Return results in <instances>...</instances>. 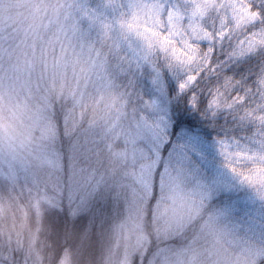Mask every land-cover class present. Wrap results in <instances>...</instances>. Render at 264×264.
<instances>
[{
	"label": "trees",
	"instance_id": "1",
	"mask_svg": "<svg viewBox=\"0 0 264 264\" xmlns=\"http://www.w3.org/2000/svg\"><path fill=\"white\" fill-rule=\"evenodd\" d=\"M109 1L0 0V149L16 146L12 160L0 164V264H264V235L255 256L235 243L239 236L252 239L244 222L249 215H216L235 200L247 207L253 202L249 197L262 190L251 212L264 223L260 159L230 161L250 178L242 194L239 188L203 194L197 208L180 219H171L176 211L166 180L175 144L242 143L254 153L264 142V23L237 29L230 18L222 25L226 10L216 3L240 0H214L208 6L205 22H215L212 39L187 37L201 55L214 49L197 81L202 103L192 108L190 93L180 92L183 71L167 63L160 67L169 92L168 131L151 151L155 165L141 176L137 165L119 154L122 139L114 142L106 131L109 103L94 98L110 82L109 91L127 100L141 88L138 71L123 59L124 49L116 53L111 38L93 35L85 50L81 40L87 22L77 14L88 10L106 17ZM173 1L181 0H160ZM182 1L188 13L193 0ZM248 2L258 6V0ZM241 42L255 44L252 54L231 56ZM99 46L107 61L96 64ZM217 90L223 93L221 106L209 110L206 104ZM145 108L137 106L138 112ZM255 176L262 177L255 183ZM161 208L167 209V219ZM214 220L220 226L214 228ZM221 226L232 227L233 238Z\"/></svg>",
	"mask_w": 264,
	"mask_h": 264
},
{
	"label": "rangeland",
	"instance_id": "2",
	"mask_svg": "<svg viewBox=\"0 0 264 264\" xmlns=\"http://www.w3.org/2000/svg\"><path fill=\"white\" fill-rule=\"evenodd\" d=\"M113 1L110 0L108 2V4L113 7L108 6L106 8V17H103L102 15L98 16L96 14L91 16L88 10H85L82 14H77L78 17L84 16L81 19V23L87 22V27L85 29L82 24L83 29L80 30L82 33L81 40L85 45V50L91 47L89 40H91L90 38L93 35L102 36L103 39L111 38L114 42L113 48L116 49V53H118L117 51H122V49H124V53L122 54L123 59L126 60V63L129 66L132 64L133 68L138 71L136 75L141 80V88L137 91L135 90V95H129L127 100H123L124 95L121 98H118L116 94L112 93L113 89L111 88L110 82L108 83L109 89L106 90L105 88L103 90L99 88L102 93L94 98H96L97 102L103 101V103H109V106L105 108L109 115L111 114V118L105 116V123L107 126L106 131L109 133L112 141L115 142L116 139H122L119 142L121 145L119 146V154L122 158L137 165V171L139 170L138 173L143 176L142 174H145L149 168L155 165L156 160L151 158V153L154 151H151L156 149V144L161 141V137L163 136L160 118L163 116L166 119L168 108L167 97L169 96V92L166 90V80L164 79V74L160 67L164 63L168 64V61L165 54L162 53L159 58L151 61V68L144 69L147 60L157 56L160 51L155 50L149 52L143 41L120 27L119 22L121 20L127 21L131 15L129 4L132 0ZM213 1L214 0H193V2H191L190 11L186 13V4L182 0L166 3L160 2V0H143L146 5H151L153 3L162 5L165 15L169 12H177L183 18L184 36L173 37V39L178 40V42L181 41L182 38L189 40L187 37L193 36L191 30L193 25H199L201 29L210 33V27L214 26L215 22L213 20L205 22V20L207 19V12L210 8H208V6ZM233 3L236 2L229 1L228 3H216L218 6L225 7L226 10L224 12V17L221 20L222 25L227 24V20L230 18L233 20L231 15V7ZM83 19L84 21L82 22ZM164 23L166 26V19ZM105 25H109V27L105 28ZM218 27L220 29L222 28L219 25ZM104 60L107 61V57L101 51L99 46V49H97V55H94L93 61L97 64ZM171 69L182 71L177 67ZM157 75L159 81L158 83H154L153 80ZM109 90H112V92ZM140 98H142L143 102L140 101ZM150 103L154 104V108L149 107ZM139 104H143L146 107L144 109L146 112L144 110L138 112L137 106ZM138 108L143 109L141 105ZM8 134L10 135V133ZM217 142L204 143L203 140L199 139L188 140L185 144L194 145V151L192 152L194 157L191 155V159L183 166L178 164L176 160L172 158V163L166 174V180L169 183L167 188L169 191L168 197H170L172 203L170 205L176 211V213H172L171 219H180L184 217L183 214L185 215L188 210L197 208V205L199 204L198 198L203 194L212 197L215 193L222 191L225 193H231L237 188L241 190L240 194H242L243 188L246 184L250 183V178L244 177L239 171H237V169L232 167L230 161H240L244 158H255L260 159L261 162L264 163V142H260V144L257 145L254 153L249 152V148L246 144L241 143L238 145L232 142ZM6 149L7 151H5ZM13 151L16 152L15 143H10L6 148H1L0 164H4V161H11L14 154ZM194 159H198L201 163H197ZM139 174L138 176L140 179ZM261 177L262 176H255L253 182L256 183ZM261 191L262 190H259L256 193L254 192V194L249 197L253 202L247 205L248 208L245 205H242L240 203L241 199H239L238 201L235 200L234 204L224 206L221 208L222 211H219L216 214L221 218H227L232 212L245 213L243 216H246V214L249 215L244 222H246V226L249 229V236L255 241L252 239L249 240L248 238L244 239V237L242 238L239 236V240H235V243L238 245L237 241H239V246L243 250L242 252L254 256L260 254L262 251V247L260 246V248L255 244H257L258 239L264 235V223L258 222L256 215L251 212V208L254 207L255 201H258L262 197ZM249 195L245 198L247 203L249 202ZM168 215L167 209L165 210V208H161L160 216L167 219ZM213 226L215 228L220 226V224L214 220ZM223 229L225 234L231 235L233 238L234 231L232 233V227L231 229L228 227ZM210 248L211 246H209L208 251H210ZM212 250H215L217 253L219 252L217 247L214 246ZM263 252L264 250L262 251V254ZM242 260L245 261V258ZM172 262L174 263V261ZM163 264L168 263L164 262ZM234 264L240 263L235 262Z\"/></svg>",
	"mask_w": 264,
	"mask_h": 264
},
{
	"label": "snow or ice",
	"instance_id": "3",
	"mask_svg": "<svg viewBox=\"0 0 264 264\" xmlns=\"http://www.w3.org/2000/svg\"><path fill=\"white\" fill-rule=\"evenodd\" d=\"M131 11L127 21L121 20L120 27L130 34L135 35L139 40L143 41L149 52L159 50L165 54L168 61V67H178L184 72V77L179 81L178 87L181 93L189 92L188 103L192 108L199 109L201 102L200 97L196 94L198 87L197 81L200 74L204 71L205 66L210 65L211 57L209 53L214 51L209 47L208 52L201 55L198 44H192L187 39H181L180 45H176L173 37H183V18L177 12H169L165 15L163 6L157 3L146 5L143 0H132L129 4ZM231 15L237 29L255 25L256 23H264V0H258V6L248 2V0H240L239 3H233L231 7ZM166 19V26L165 21ZM109 25H105L108 28ZM193 38L211 40V34L199 27L193 25ZM264 43V40L260 41ZM255 49V44L245 45L243 42L233 50L231 56H245L252 54ZM159 77L154 78L153 82L158 83ZM223 93L217 90L207 102L206 107L209 110L217 109L221 106ZM154 108V104L149 105ZM215 113L213 112V115ZM161 131L167 134L169 121L161 116ZM168 136L166 145L170 143ZM194 145L190 144H175L170 153V158H174L180 165H184L191 159Z\"/></svg>",
	"mask_w": 264,
	"mask_h": 264
},
{
	"label": "clouds",
	"instance_id": "4",
	"mask_svg": "<svg viewBox=\"0 0 264 264\" xmlns=\"http://www.w3.org/2000/svg\"><path fill=\"white\" fill-rule=\"evenodd\" d=\"M3 131H4V126L0 125V132H3Z\"/></svg>",
	"mask_w": 264,
	"mask_h": 264
}]
</instances>
